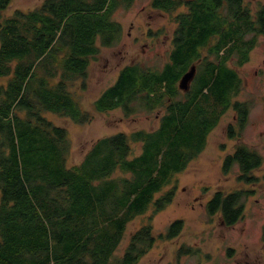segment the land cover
Listing matches in <instances>:
<instances>
[{
  "label": "trees",
  "instance_id": "1",
  "mask_svg": "<svg viewBox=\"0 0 264 264\" xmlns=\"http://www.w3.org/2000/svg\"><path fill=\"white\" fill-rule=\"evenodd\" d=\"M134 1L45 0L40 7L18 10L2 22L11 0H0V77L9 78L0 86V264H112L128 224L152 204L161 211L172 202L173 191L154 198L172 173L185 170L205 148L209 118L187 117L186 109H173L157 131L133 134L143 143L140 156L132 157L130 137L120 133L97 141L80 164L68 165V132L44 112L76 123L89 121L69 82L86 78L101 49L121 40L123 27L114 20V12ZM151 4L172 14L183 5L189 9L175 17L176 41H183L175 52V65L165 73L138 64L124 67L96 102L98 110L131 104L144 92L142 100L155 101L151 94L157 95L165 82L172 85L181 65L196 60L199 49L212 38H219L218 56L234 41L233 53L248 58L264 33V7L255 13L245 0H152ZM216 70L218 75L213 70L201 90L217 80V93L225 98L233 75L223 64ZM166 147L173 160L168 166L161 160ZM236 159L245 176L263 164L262 156L247 147ZM248 194L219 192L208 204L209 213L220 212L225 224L234 226L243 219ZM183 224L174 222L166 238L178 237ZM155 240L152 226L144 227L133 235L117 264H137Z\"/></svg>",
  "mask_w": 264,
  "mask_h": 264
},
{
  "label": "rangeland",
  "instance_id": "2",
  "mask_svg": "<svg viewBox=\"0 0 264 264\" xmlns=\"http://www.w3.org/2000/svg\"><path fill=\"white\" fill-rule=\"evenodd\" d=\"M44 1L11 0L1 21L18 10H34ZM151 3L152 0H135L130 7L117 9L113 18L123 27L121 40L112 47L101 49L92 59L86 78L69 82L73 98L89 115V121L76 123L59 114L44 112L49 121L68 132L71 143L69 166L80 164L100 139L120 133L130 137L132 157L140 156L143 143L135 141L133 134L154 132L160 128L167 101L162 102L158 97L164 93V88L158 91L153 102L142 100L146 95L144 92L131 104L103 111L96 108V102L116 83L124 67L138 64L145 70L162 71L177 28L175 17L189 9L183 5L172 14L153 8ZM245 4L256 13L264 7V0H245ZM214 47L215 43L209 45L200 57L217 60ZM244 59L241 64L245 65H241L238 71L249 87L242 88L237 99L250 103L251 121L259 119V124L257 121L250 123L242 130L241 144L244 142L263 157L262 167L252 173L254 183L249 185L239 180L241 174L237 165L226 171L224 161L235 153L238 142L226 129L235 112L216 111L217 115L224 114L228 118L217 129L208 127L203 151L189 161L185 170L172 173L170 182L154 198L161 199L173 191L172 202H166L161 211H156L157 206L152 204L146 213L128 224L112 264H117V260L125 255L133 235L147 226H152L156 240L137 264H264V77L261 74L264 71V33L257 37L248 58ZM229 65L236 68V63ZM8 80L0 77V86H5ZM167 151L168 147L161 159L165 166L173 163ZM238 190H253L254 194L246 201L243 219L234 226H227L220 212L213 216L209 213L208 204L219 192L227 195ZM176 221H183L182 233L178 237L166 238Z\"/></svg>",
  "mask_w": 264,
  "mask_h": 264
},
{
  "label": "flooded vegetation",
  "instance_id": "3",
  "mask_svg": "<svg viewBox=\"0 0 264 264\" xmlns=\"http://www.w3.org/2000/svg\"><path fill=\"white\" fill-rule=\"evenodd\" d=\"M183 34H180V36ZM217 37L223 36V35H215ZM229 36H233L232 33L229 34ZM215 43V47L220 43L219 38H212L205 47L199 49L198 51V58L190 63V65L185 66V63L181 65L179 68L177 74H176V80L173 81L172 85H169L168 82H165L164 85V93L160 95L161 100L160 101H167L165 104V116L162 118H167L169 115H171L173 112L172 110H178L183 112L185 109L187 110L186 115H190L187 117H191L192 115H205L209 118L206 119L211 126V130L217 129L220 125H222V121L225 118V115H217L216 111H234L235 115H233V120L230 122V124L227 126V131L230 134V137L238 139L237 147L235 148V153L231 154L225 159V168L226 171L230 169V167H233L234 165H237L240 168V177H244V179L240 181H246L247 183L253 184L254 183V176H252V173L256 170L260 169V167L254 168L251 173L248 176H245L241 171V163L240 160L236 159L238 156V153L242 151L244 148H248L250 151L257 150L249 147L244 142L241 144V133L242 130H245V127L255 121H251V105L249 102L246 101H240L237 99L240 95V91L242 88H248V84L245 80L242 79V77L239 74L238 69L245 64H241L244 58H242L240 55H235L233 53V45L235 44L234 41H229L226 46L219 52V56L217 57V60L212 61L209 60L206 56H201L200 53L205 51L209 45H212ZM183 41L177 42L176 41V33L174 32L172 36L171 41V47L168 49L169 54L166 57V63L164 67L162 68V72H168L171 66L175 65V52L177 50V47L179 45H182ZM217 49V48H216ZM214 54H217L216 51H214ZM225 62V63H224ZM229 63L235 64L236 68H233L229 65ZM225 65L227 70L229 71L231 75L232 80H230L227 85L225 98H220L217 93V80H213L211 85L208 86V88H205L204 90H201L202 82L210 74H212L213 70L216 71L214 75H218V70H216V66ZM238 65V66H237ZM242 65V66H241ZM193 68H196V74L193 78V80L189 83V85L186 84V86H182V80L184 76L189 73ZM259 72H256V75H258ZM262 76L264 77V71L261 72ZM182 86V87H181ZM156 95H154L155 97ZM159 97V99H160ZM263 101H264V95H263ZM225 113V114H226ZM201 117V116H200ZM257 124H259V119L257 121ZM161 126V125H160ZM260 155V154H259ZM263 158V157H262ZM246 177V178H245ZM249 194L246 198L250 199V197L254 194L253 190H246ZM233 193V192H231ZM229 193V194H231ZM227 194V195H229ZM216 196V195H215ZM246 207V203H245ZM225 223V222H224ZM249 264V263H248Z\"/></svg>",
  "mask_w": 264,
  "mask_h": 264
},
{
  "label": "water",
  "instance_id": "4",
  "mask_svg": "<svg viewBox=\"0 0 264 264\" xmlns=\"http://www.w3.org/2000/svg\"><path fill=\"white\" fill-rule=\"evenodd\" d=\"M195 74H196V68H193L189 73H187L184 76V78L182 80V86H183V88H184V86H186V84L189 85V83L193 80Z\"/></svg>",
  "mask_w": 264,
  "mask_h": 264
}]
</instances>
